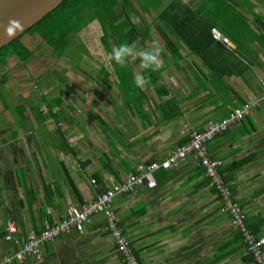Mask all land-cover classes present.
Instances as JSON below:
<instances>
[{
  "label": "crops",
  "instance_id": "1",
  "mask_svg": "<svg viewBox=\"0 0 264 264\" xmlns=\"http://www.w3.org/2000/svg\"><path fill=\"white\" fill-rule=\"evenodd\" d=\"M181 2L194 17H211L220 27L212 29L213 39L208 35L205 58L173 37L183 55L176 59L162 33L155 32L158 41L153 31L143 34L140 40L146 36L148 42L135 49L159 50L161 67L153 70L158 76L152 79L139 56L128 58L122 66L127 75L119 78V64L110 56L119 46L113 37L104 39L103 31L91 27L92 21L71 34L67 49L73 40L89 48L92 44L88 51L95 61L89 62L96 74L105 70L104 78L82 76L71 59H64L65 52L57 55L38 33L22 38L32 52L26 62L11 56L0 65V85L10 80L13 84L15 77L25 93V102L14 96L12 105L3 104L0 94V261L16 253L31 232L40 233L46 222L64 219L70 207L80 208L130 173L163 161L191 140L192 131L203 130L209 122L225 118L230 108L264 92V0ZM50 63L60 70L67 65L79 71L74 76L65 69L73 76L64 97L58 94L63 78L54 81L59 86L51 94L52 86L42 89L40 78L34 77L44 75ZM134 75L144 79L142 87L133 82ZM125 80L123 91L120 81ZM126 91L142 96V102L126 101ZM22 104L25 119L19 110ZM12 117L18 123H7ZM247 118L253 120L255 131L242 135L240 121L208 142L207 149L226 168L224 174L232 175L231 197L260 226L263 238L264 105ZM245 159L248 162L239 168ZM199 162L196 153L189 154L170 169L155 171V186L145 181L131 193L114 197L117 226L140 264L251 263L241 233L225 210L227 201ZM8 221L17 228L11 239L6 238ZM42 250L41 260L28 258L21 264H127L102 210L91 216L82 232L71 229Z\"/></svg>",
  "mask_w": 264,
  "mask_h": 264
},
{
  "label": "trees",
  "instance_id": "2",
  "mask_svg": "<svg viewBox=\"0 0 264 264\" xmlns=\"http://www.w3.org/2000/svg\"><path fill=\"white\" fill-rule=\"evenodd\" d=\"M162 4V0H63L57 7H55L25 33L14 39L8 45L0 48V65L5 64L11 56L19 57L22 62H26L32 56L31 49L22 42V38L26 34L38 33L42 37L43 41L47 42L54 48L55 53L61 56L70 43L71 34L82 31L90 21L95 19L102 28L104 39L113 37L118 46L127 43V41L128 44L135 43L137 40L143 38V34L149 33L152 28H155L158 32L163 34L162 36L166 40L167 48L172 50L171 53L174 58H183V55L180 51L179 45L172 41L173 37L177 38L176 40L182 43L193 54L198 57L205 58L204 56L206 53L204 51L207 52L206 46L209 45L210 42L208 35H210L211 39H213L211 31L214 27H220V25L216 19H205V17H201L199 15L194 17L191 12H188V15L187 13H183L186 10L183 4V8L181 9L182 12H177L175 10L176 5L174 3H170L166 9L162 10L161 14H159L158 11L157 22L155 20V22L149 23L142 19L139 24L141 25V23H144L145 26L142 25L143 27L140 28L139 31L137 23H135L130 16L129 9L135 14H139L140 12L148 13L151 9L157 10ZM224 28L228 30V28ZM204 36L206 39L203 38ZM115 68L119 78L127 75V72L120 64L115 66ZM148 72L151 74V79L152 75L158 76V73H155L153 70L150 71L149 69L147 73ZM120 84L124 91L127 85L126 80L124 82L120 81ZM153 84L154 82L151 80V85ZM134 91L137 93V89L134 88ZM126 92V101L128 100V102L133 104L142 102V96L128 95V91ZM132 92L133 91L131 90L129 93L132 94ZM23 105L24 104L19 106V110L21 117L25 119L26 117L24 115L25 110ZM241 122L242 129L244 128L241 133L242 135L255 131V124L252 119L243 118ZM202 131H204V129L196 132ZM225 132L226 131L215 135L210 141ZM211 159L214 160L213 158ZM247 162L248 159H245L243 162H239L238 167H243ZM224 170H226V168H223L222 165H217L218 173L222 176L225 184L230 188L229 183L232 180V175H225ZM209 181L211 182V179ZM230 190L232 191L231 188ZM244 217L246 225L257 237H260V226L255 222L250 221L246 217L245 213ZM248 257V261L251 262L252 256L250 255Z\"/></svg>",
  "mask_w": 264,
  "mask_h": 264
},
{
  "label": "built area",
  "instance_id": "3",
  "mask_svg": "<svg viewBox=\"0 0 264 264\" xmlns=\"http://www.w3.org/2000/svg\"><path fill=\"white\" fill-rule=\"evenodd\" d=\"M213 31L215 32L216 30L214 29ZM214 36L218 37L219 33L215 32ZM261 105H264V92L253 94L239 107L230 108V113L227 117L219 121L209 122L202 132H191V140L170 152L169 156L162 162L146 164L145 167L140 168L138 173H130L124 182L108 189L82 207H70L64 219L52 223L46 222L40 233L31 232L21 248L16 253L5 256L0 261V264H21L28 258L41 260L43 257L42 248L45 243L54 241L60 235L71 229L82 232L85 223L90 220L91 216L101 210L107 216L108 226L117 243L118 251L124 255V261L127 264H140L136 256L129 250L127 238L117 226V217L112 207L113 199L117 195L131 193L136 187L144 184L145 181H147L149 187L155 186L153 179V173L155 171L161 168L170 169L173 165L192 153H196L200 157L199 163L204 167L205 175L211 179V184L216 186L219 193L227 201L225 210L231 215L233 226L239 229L242 234L247 252L252 256L250 264H264V237H257L246 225L241 206L232 199L230 188L225 184L222 176L217 171V165L219 163L211 159L206 148V143L215 135L226 131L230 126L240 122L255 107ZM7 230L8 235L6 238L11 239L12 234L17 230L14 221L7 222Z\"/></svg>",
  "mask_w": 264,
  "mask_h": 264
},
{
  "label": "rangeland",
  "instance_id": "4",
  "mask_svg": "<svg viewBox=\"0 0 264 264\" xmlns=\"http://www.w3.org/2000/svg\"><path fill=\"white\" fill-rule=\"evenodd\" d=\"M162 3L163 4L157 10L153 11L151 9L152 11L150 10V12H148V13L140 12L139 14H137V13L135 14L134 12H132L129 9L130 16H131L132 20L135 23H137V25L139 27V31H140V28L143 27L142 25L145 26L144 23H141V25L139 24V22H141L142 19H144L145 21H147L149 23L155 22V20L157 22L158 11H159V14H161L162 10L166 9L167 6H169L170 3H174L176 5L175 10L177 12H179V11L182 12L181 9L183 8V6H182L181 0H162ZM186 12L187 13L190 12L189 9H188V11L185 10L183 13H186ZM206 18L212 19L211 17H205V19ZM89 24L91 25V27H95L96 30L99 29L100 31H102V29L100 28V26H99L98 22L96 21V19L94 21H92V23H89ZM151 31L154 32V35L156 37V41H158L159 36L156 34L158 31L155 28H152ZM79 34H81V33H79ZM82 36H85V34L83 33ZM57 37H59V36H57ZM144 42L145 43L148 42V37L145 36L143 41L137 40V42H135L134 45L140 44V43H144ZM31 44H32V41H30L29 45H31ZM89 46L91 48L92 44L89 45ZM90 48L88 46H84L79 39L78 40H73V42H72L71 46L69 47V49L66 48V50H65L64 59L65 60H66V58L71 59L74 62V66L81 72L82 76H85L87 78H89V77H97V76L100 77V78H104V75H102V74L105 72V70L99 71L101 74H96L94 72V70H93V66L89 62V59L91 61H95V59H92V56H91L90 52L88 51V50H90ZM97 54L101 55V53H97ZM58 59L59 58H57V62L56 63H60L61 62L60 59L59 60ZM51 62L54 63V60H52V57H51ZM53 63H50L46 67V71H45L44 75H41L42 72L40 71L41 72L40 73L41 77H38V75H36L34 77L35 78H40V80L38 81V85L42 89L48 88L49 85H51L52 88L51 89L48 88V90H49V92L51 94L53 92L56 93L57 90H58V86H59L57 83L54 85V81H57V79L59 80L60 77L63 78L65 83L60 85V90H59L58 94L60 95V97H64L63 94L64 93H68V90H71L69 81L71 80V77L73 76V75L70 76V72H67V71H74L75 72L74 76H78L79 75V71L77 69H75V68H72V66L67 67V65H65V67L62 66L67 71L65 69H61L60 70L59 68H57V65H55ZM28 65L29 64L27 63L26 66L28 67ZM21 70H22V68H21ZM23 70L25 71V68H23ZM10 81H7L3 85H0V94L2 96L1 97L2 98V103L3 104H11L12 105L14 103V98H13L14 96H16V98H17L16 100H18V101L21 100L20 102H25L24 97H23V99H21L22 96L25 93L21 92V87H20V83H19L18 79L13 77V79H12V83L13 84H11ZM58 83H61V81L58 82ZM0 84H1V81H0ZM12 85L15 88L13 91L11 89ZM28 87L29 86L27 85L26 91L28 90ZM28 102H29V100H28ZM11 109H13V107H11ZM9 121H11V122H9ZM9 121H7V123H18L16 117H15V119H14V117H12Z\"/></svg>",
  "mask_w": 264,
  "mask_h": 264
},
{
  "label": "water",
  "instance_id": "5",
  "mask_svg": "<svg viewBox=\"0 0 264 264\" xmlns=\"http://www.w3.org/2000/svg\"><path fill=\"white\" fill-rule=\"evenodd\" d=\"M63 0H0V48L21 36Z\"/></svg>",
  "mask_w": 264,
  "mask_h": 264
},
{
  "label": "clouds",
  "instance_id": "6",
  "mask_svg": "<svg viewBox=\"0 0 264 264\" xmlns=\"http://www.w3.org/2000/svg\"><path fill=\"white\" fill-rule=\"evenodd\" d=\"M158 49L152 48L149 50H136L134 44H121L119 47L113 48L110 53L111 58L121 66H125L128 58H135L139 56L142 68L156 70L161 67L158 59ZM133 82L138 87H142L145 82L141 76L134 75Z\"/></svg>",
  "mask_w": 264,
  "mask_h": 264
}]
</instances>
